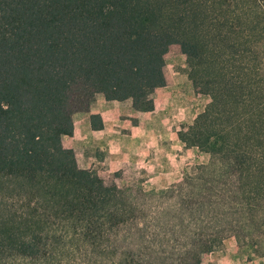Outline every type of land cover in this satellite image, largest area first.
I'll return each instance as SVG.
<instances>
[{
	"label": "trees",
	"instance_id": "16d2710c",
	"mask_svg": "<svg viewBox=\"0 0 264 264\" xmlns=\"http://www.w3.org/2000/svg\"><path fill=\"white\" fill-rule=\"evenodd\" d=\"M173 45L209 98L177 137L210 159L146 222L62 139L73 101L152 112ZM228 236L264 256V0H0V264H200Z\"/></svg>",
	"mask_w": 264,
	"mask_h": 264
},
{
	"label": "rangeland",
	"instance_id": "374dc122",
	"mask_svg": "<svg viewBox=\"0 0 264 264\" xmlns=\"http://www.w3.org/2000/svg\"><path fill=\"white\" fill-rule=\"evenodd\" d=\"M185 57L177 45L169 48L165 56L164 75L166 86L151 95L154 110L149 113L137 111L132 101L123 103L120 115L126 122L112 125L117 131L111 140L125 146L126 127L141 122L135 130L136 145L124 153V168L107 165L93 147L83 146L74 132L62 139L63 146L74 151L78 167L95 171L106 185H116L124 197L139 204H145L142 217L146 222L156 215L157 201L143 193L157 192L182 180L184 174L192 172L195 166L209 162V155L197 148L185 146L177 137V132L192 123L195 116L209 102V98L197 94L186 75ZM64 102V98H60ZM94 106V104H93ZM92 106V107H93ZM72 119L78 128L89 129L91 120L94 127H100L99 119L90 115V109L80 110L81 105L73 101ZM137 116V117H136ZM127 140L130 141L129 138ZM145 142V143H144ZM132 158H137L134 162ZM120 162V161H118ZM142 192V193H141ZM123 237V236H122ZM121 237V239H122ZM93 261L92 263H94ZM200 264H264V256L257 252L253 244H238L233 236H228L220 248L201 257Z\"/></svg>",
	"mask_w": 264,
	"mask_h": 264
},
{
	"label": "crops",
	"instance_id": "0c3cea01",
	"mask_svg": "<svg viewBox=\"0 0 264 264\" xmlns=\"http://www.w3.org/2000/svg\"><path fill=\"white\" fill-rule=\"evenodd\" d=\"M123 103L124 102L106 101L102 95L97 94L95 96L94 106L92 105L93 107H91L90 115L96 116L97 119H99L101 124L100 127H94L91 120H89V129L86 130L78 128L76 123H73L72 130L75 136L77 135L78 139H81L84 147L88 145V147H93L92 149L98 151V153H94V156H99L103 160L100 162H108V166L112 165L116 168H124L125 164L121 162L124 157H120V155L122 154L121 156H124V153L129 152L131 148L135 147V130L142 127L141 122H134L135 124H130V127H126V129L130 131L126 132V135L124 136L127 151H124V145L120 146L119 143L112 142L111 136H113L117 131L112 125H118L120 122H126V120L120 116L124 112ZM127 138H129L130 141L127 140ZM131 159L134 162L137 161V158L135 160V158L131 157Z\"/></svg>",
	"mask_w": 264,
	"mask_h": 264
}]
</instances>
